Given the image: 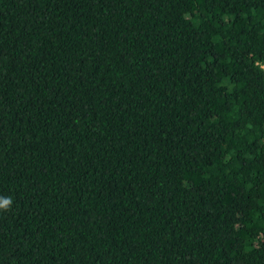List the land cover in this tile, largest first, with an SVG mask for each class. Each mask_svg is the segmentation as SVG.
Here are the masks:
<instances>
[{
  "label": "trees",
  "instance_id": "trees-1",
  "mask_svg": "<svg viewBox=\"0 0 264 264\" xmlns=\"http://www.w3.org/2000/svg\"><path fill=\"white\" fill-rule=\"evenodd\" d=\"M0 264H264V0H0Z\"/></svg>",
  "mask_w": 264,
  "mask_h": 264
}]
</instances>
